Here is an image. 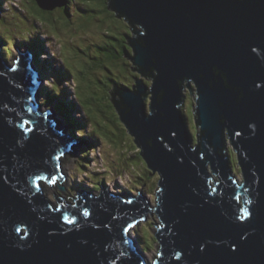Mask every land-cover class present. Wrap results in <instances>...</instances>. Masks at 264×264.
<instances>
[{
	"label": "water",
	"instance_id": "obj_1",
	"mask_svg": "<svg viewBox=\"0 0 264 264\" xmlns=\"http://www.w3.org/2000/svg\"><path fill=\"white\" fill-rule=\"evenodd\" d=\"M66 1L36 0L49 10ZM107 5L131 25L130 59L151 79L111 90L138 154L159 175L157 202L150 207L141 194L127 204L105 189L50 208L48 183L37 177L56 174L52 157L73 139L49 110H35L29 53L9 63L0 44V264H264V0ZM193 90L195 136L182 110ZM238 207L251 218L238 221ZM149 212L161 253L152 259L124 232Z\"/></svg>",
	"mask_w": 264,
	"mask_h": 264
},
{
	"label": "rangeland",
	"instance_id": "obj_2",
	"mask_svg": "<svg viewBox=\"0 0 264 264\" xmlns=\"http://www.w3.org/2000/svg\"><path fill=\"white\" fill-rule=\"evenodd\" d=\"M42 1L45 5H53L52 1L57 3L58 0ZM29 3L30 0H0V19L6 20L8 32L6 41L1 43L0 40V43L8 51L11 48L12 52L9 54L4 50L3 56L11 63L19 51L27 50L29 42L26 40H29V35L33 41L36 35L40 34L37 39L43 43V47L39 49L41 53L36 51L34 63L36 70H39V66L43 69L47 67L48 72L39 74L43 85L40 86L41 93L39 92L37 97L40 99L45 92L51 93V85L58 84L59 79L51 68L57 71L59 66H63L71 77H65L66 80L61 82L62 92L68 94V100L78 99L83 104L82 107H78V111L73 112L75 119L72 120L86 126L81 129L74 124L71 128L70 116L69 118L58 112L51 114L58 120V126H63L68 135L77 142L72 152L66 154L61 161L62 173L65 174L63 189L55 186L51 188L46 184L48 189L44 193L45 198L54 203L56 199L53 194H59L67 200L66 195L75 196L81 191L78 188H85L93 196H98L102 190L108 189V192L119 193L122 196L127 193L133 195L141 193L148 199V206H155L159 175L152 173L140 157L139 150L121 122L112 100L108 99L103 91L105 89L107 92L109 88L116 86L114 81L109 80V76L116 78L117 81H125L128 86H132L137 76L143 77L149 86L151 84L150 78L142 76L134 69L130 59L132 49L129 46L125 47L128 36H132L128 24L108 9L105 0H95L94 4L82 3L81 0H67L66 4H60L62 6L52 13L53 16L39 12L35 6L30 7ZM12 40L15 42L14 46ZM106 45L112 46L113 49H100ZM124 49L125 54L122 53ZM115 55H119V58L110 61ZM75 85H78V88H75ZM89 86L95 88L94 91H91ZM192 87L194 88L193 84ZM53 98L50 97L51 101ZM57 101L61 102L62 99L59 98ZM57 101H54V104H57ZM194 101L195 91L193 90L192 94L187 91L182 110L193 136L196 132L193 121ZM149 102L148 99L147 103ZM46 105L48 104L44 100V106L47 107ZM45 107L41 106L39 112L44 111ZM147 107L149 110V105ZM91 129L95 135L93 143L89 141L90 138L84 137L87 135H81L89 133ZM227 146L233 173L240 180L236 154L230 143ZM84 149V153L88 150L87 158H83ZM95 177L98 181L102 180L103 185L95 188L93 186ZM157 223V215L149 212L146 219L136 224L129 232L134 240L138 238L140 244L145 245L141 251L148 259L156 256L158 241L154 233Z\"/></svg>",
	"mask_w": 264,
	"mask_h": 264
},
{
	"label": "trees",
	"instance_id": "obj_3",
	"mask_svg": "<svg viewBox=\"0 0 264 264\" xmlns=\"http://www.w3.org/2000/svg\"><path fill=\"white\" fill-rule=\"evenodd\" d=\"M21 1H23V0H21ZM34 3H36V4H34ZM105 3L107 4V0H105ZM35 6V8L39 11V12H41V13H43V14H45V15H47V16H51L52 15V13L56 10V9H58L59 8V6L58 7H56V8H54V9H51V10H49V9H44V8H41L38 4H37V2H36V0H30V3H29V6L31 7V6ZM107 7H108V5H107ZM109 9V8H108ZM114 12V11H113ZM69 13V12H68ZM115 13V12H114ZM70 14V13H69ZM53 16V15H52ZM126 21V20H125ZM126 23L128 24V26H129V28H130V32H131V30H132V27H131V25H129V23L126 21ZM5 24H7V22H6V20L5 19H3V18H1L0 19V40L2 41V42H4V41H6V39L8 38L7 37V29H6V25ZM2 27H3V29H2ZM39 27H41V26H39ZM41 32V31H40ZM129 32V33H130ZM112 35H114V34H112ZM30 36L31 35H29V40H26L27 42H29V47L32 49V52H33V55H37L36 54V51L38 50V51H40V53H41V50H39V49H41L42 47H43V43H41V42H38V37H40V34H38V35H36V37L34 38L35 40H31L30 39ZM115 36V35H114ZM43 41V40H42ZM44 42V41H43ZM33 43V44H32ZM12 44H13V46H14V44H15V42H13V40H12ZM30 44H32L31 46H30ZM129 45H128V43L126 42V44H125V47L126 48H129L128 47ZM102 48H100V49H108V50H111V49H113V47L112 46H108V45H106V46H101ZM131 48V47H130ZM11 48H9V51L7 50V49H5V47L3 46V48H2V51L4 52V50H6L7 52H11V50H10ZM126 50L124 49L123 50V54H125L124 52H125ZM128 51H129V49H128ZM12 53V52H11ZM119 58V55L118 56H116L115 55V57L114 56H112L111 58H110V61H113L114 59H118ZM35 59H36V57H35ZM35 62V61H34ZM38 69L40 70V72L41 73H46V72H48V69H47V67L45 68V69H43V68H41L40 66L38 67ZM52 69V72H54L55 73V75H57L58 77H59V79H58V84H53V86H52V90H51V93H46L44 96H45V102L48 104V105H51L50 107H53L54 108V106H57L56 108H54L55 110H57L58 111V113H62L64 116H67V117H69L70 119H71V121H72V123L71 124H69L70 126H71V128H73L74 127V124L75 125H78L81 129H84L86 126H84V125H82V124H77V122H76V120L75 121H73L72 119H75V116L73 115V112L74 111H78V107L79 106H83V104L81 103L82 101L80 100H78L77 99V101L76 100H73V99H71V100H68L69 98V96H68V94L66 93H63L62 92V89L60 88V85H61V82H63L64 80H66L65 79V77H68V76H70L71 77V75H70V73L67 71V69H65L63 66H59V68L57 69V71L55 70V69H53V68H51ZM111 74V73H110ZM54 75V76H55ZM112 75V74H111ZM53 76V77H54ZM137 77H139V76H137ZM136 77V78H137ZM119 78V77H118ZM53 80H54V78H52ZM109 80L111 81V82H115V85L116 86H120V87H126V86H128V85H126L127 83L125 82V81H120V80H116V78H112V77H110L109 76ZM90 88H91V91H94V89L95 88H93L92 89V87L91 86H89ZM130 87V86H129ZM75 88H78V85H75ZM112 88V87H111ZM111 88H109L108 90H107V92L105 91V89H103V91H104V93H105V95L107 96V98L108 99H110V100H112V90H111ZM77 90L75 89V92H76ZM97 91V90H96ZM94 94V93H93ZM54 97L53 98V101H51V99H50V97ZM47 98V99H46ZM59 98H61L62 99V101L60 102V101H57V100H59ZM78 98V97H77ZM149 99V98H148ZM99 100V99H98ZM54 101H57V104H53L54 103ZM108 101V100H107ZM78 102V103H77ZM99 102H101V100L99 101ZM112 103V102H111ZM108 104H110V102L108 103ZM114 106V105H113ZM63 109V110H62ZM116 112H117V110H116ZM118 114V113H117ZM118 116H119V114H118ZM77 119V118H76ZM74 131H78V130H75V129H73ZM81 135H87V136H84V137H86V138H90L89 139V141L90 142H94L95 141V135H94V130H89V133H87V134H81ZM120 137V136H119ZM123 137V136H122ZM125 137V136H124ZM132 138V137H131ZM136 146V145H135ZM85 152V149H84V151H83V158H87L86 157V155H87V153H88V150H87V153H84ZM85 155V156H84ZM136 156H138V155H136ZM101 186V185H103L102 184V180L101 181H98L97 179H96V177H95V180H94V184H93V186L95 187V188H97L98 186ZM78 189H81V191L82 190H86L85 188H78ZM79 192V191H78ZM58 193V192H57ZM57 195H59V194H57ZM57 195H55V197L57 196ZM69 195V194H68ZM70 196V195H69ZM138 236H136V238H137ZM137 241H139L138 240V238L136 239ZM138 244H139V247H140V250H143V248L145 247V245L143 246V245H141L140 244V242H138Z\"/></svg>",
	"mask_w": 264,
	"mask_h": 264
},
{
	"label": "snow or ice",
	"instance_id": "obj_4",
	"mask_svg": "<svg viewBox=\"0 0 264 264\" xmlns=\"http://www.w3.org/2000/svg\"><path fill=\"white\" fill-rule=\"evenodd\" d=\"M82 3H86V4H94L95 3V0H81ZM253 52L256 51V49H252ZM29 111H31L29 109ZM24 123H31V121H25ZM21 127H23V125H21ZM174 135V134H173ZM235 135H240V133H235ZM65 156V153L63 151L60 152L59 156H53L52 159L53 161H59L62 157ZM55 167H60L59 164H56ZM61 175H63V173H61ZM7 177H0V180H6ZM37 179H40V180H46L48 184H53L55 183L58 179H59V176H55V175H52V176H48V177H45V176H39L37 177ZM38 188L40 187L39 185L37 186ZM215 191V189L213 190ZM128 203H132V201H128ZM247 203L251 204L252 202L249 200ZM83 215L84 216H89L90 213L88 212L87 209L84 210L83 212ZM235 216L237 218V220H246V219H250L251 216H252V211L248 208H237L236 210V213H235ZM64 219L66 221H68L69 223H71L72 221L68 220V217H64ZM139 223V222H137ZM136 225L134 224H129L128 225V228L124 229V231H129L130 229L134 228ZM16 232H21L22 230L20 228H16L15 229ZM22 238V237H21ZM232 248L233 251L236 250V245L235 244H232L230 246ZM156 255H161V253H156ZM153 264H155V261H153Z\"/></svg>",
	"mask_w": 264,
	"mask_h": 264
},
{
	"label": "bare ground",
	"instance_id": "obj_5",
	"mask_svg": "<svg viewBox=\"0 0 264 264\" xmlns=\"http://www.w3.org/2000/svg\"><path fill=\"white\" fill-rule=\"evenodd\" d=\"M27 50H24V51H26L27 53H29V56H31V62H32V65H33V68L36 70V66H35V64H34V60H35V57H34V55H33V52H32V49L29 47V46H27V48H26ZM23 50H21V51H19V52H24ZM1 52H2V54H4L3 53V51L1 50ZM19 52H18V54H19ZM9 54H10V52H8ZM17 54V55H18ZM16 55V56H17ZM15 57V56H14ZM13 57V58H14ZM6 59V58H5ZM8 61V60H7ZM12 62V61H11ZM37 73L36 74H40L39 73V71L37 70L36 71ZM37 80H38V82L41 84V85H43L42 83H43V80H42V78L40 77V76H37ZM51 86H53V85H51ZM42 88V87H41ZM41 88H38V90L36 91V97H35V100H38L39 101V104H40V107L41 106H43V107H45L44 106V100H45V96H44V94L46 93H44V94H42L41 96H40V99H38V93L40 92L41 93ZM150 98V97H149ZM54 104V103H53ZM47 107H45L46 109L44 110V111H46V110H49V113L48 114H46V117L47 118H49L50 116H51V114H53V113H57L58 111L57 110H55L54 108H56L57 106H54V108L52 107H50L51 105H46ZM146 106H148L147 104H146ZM147 110H148V107H147ZM43 111V112H44ZM67 125V124H66ZM67 126H69V125H67ZM65 129V128H64ZM66 130V129H65ZM59 132H61V133H63V134H67L68 135V132L67 131H62V129L61 130H59ZM69 136V135H68ZM62 173V172H61ZM47 186L48 187H51L49 184H47ZM79 193V192H78ZM78 193L75 195V196H69V195H66V197L68 198L66 201H70V200H73V199H75L76 198V196L78 195ZM133 197H135V195H133ZM143 197V196H142ZM144 198V197H143ZM156 202H157V199H156ZM150 206V205H149ZM151 207V206H150ZM154 207V206H153ZM137 242H139V241H137ZM155 257V256H154Z\"/></svg>",
	"mask_w": 264,
	"mask_h": 264
},
{
	"label": "clouds",
	"instance_id": "obj_6",
	"mask_svg": "<svg viewBox=\"0 0 264 264\" xmlns=\"http://www.w3.org/2000/svg\"><path fill=\"white\" fill-rule=\"evenodd\" d=\"M194 85V84H193ZM191 86H192V84H191ZM193 88V87H192ZM195 91V90H194ZM65 158V157H64ZM60 186H62V185H60ZM59 185L58 186H55L56 188H59L60 187ZM52 188V187H51ZM75 201V199H73V200H70V201H68L69 203H72V202H74ZM55 203V202H54ZM148 214V213H147ZM147 214H146V217H147ZM136 224H138V223H136ZM135 224V225H136ZM133 229V228H132ZM132 229H130V231L132 230ZM137 241V240H136Z\"/></svg>",
	"mask_w": 264,
	"mask_h": 264
}]
</instances>
